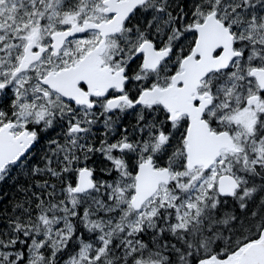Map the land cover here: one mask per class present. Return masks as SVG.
I'll return each mask as SVG.
<instances>
[{
	"label": "snow or ice",
	"instance_id": "1",
	"mask_svg": "<svg viewBox=\"0 0 264 264\" xmlns=\"http://www.w3.org/2000/svg\"><path fill=\"white\" fill-rule=\"evenodd\" d=\"M0 264H264V0H0Z\"/></svg>",
	"mask_w": 264,
	"mask_h": 264
}]
</instances>
